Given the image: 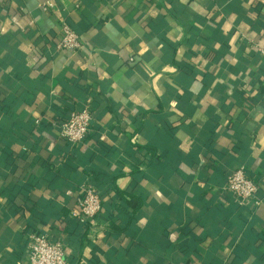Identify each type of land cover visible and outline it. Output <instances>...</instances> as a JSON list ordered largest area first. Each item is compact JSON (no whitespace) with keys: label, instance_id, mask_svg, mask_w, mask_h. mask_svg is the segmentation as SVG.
Returning <instances> with one entry per match:
<instances>
[{"label":"crops","instance_id":"1","mask_svg":"<svg viewBox=\"0 0 264 264\" xmlns=\"http://www.w3.org/2000/svg\"><path fill=\"white\" fill-rule=\"evenodd\" d=\"M263 84L264 0H0V264L33 231L71 264H264ZM87 95L74 145L56 124ZM241 166L257 206L219 192Z\"/></svg>","mask_w":264,"mask_h":264},{"label":"built area","instance_id":"2","mask_svg":"<svg viewBox=\"0 0 264 264\" xmlns=\"http://www.w3.org/2000/svg\"><path fill=\"white\" fill-rule=\"evenodd\" d=\"M48 7L49 4H44L41 9L46 10ZM54 46L57 50H75L81 47V42L78 34L68 25L63 24L60 38ZM90 104L91 96L87 95L79 108L71 110L57 122L60 138L74 145L85 141L91 131L93 119ZM77 191L71 217L81 223L93 220L102 209L101 197L88 184L80 186ZM219 192L223 197L229 196L239 206H257L261 202L257 195L256 181L242 166L228 172ZM27 257L28 264H71L66 249L59 239L36 231L28 234Z\"/></svg>","mask_w":264,"mask_h":264},{"label":"trees","instance_id":"3","mask_svg":"<svg viewBox=\"0 0 264 264\" xmlns=\"http://www.w3.org/2000/svg\"><path fill=\"white\" fill-rule=\"evenodd\" d=\"M68 142V141H67Z\"/></svg>","mask_w":264,"mask_h":264}]
</instances>
